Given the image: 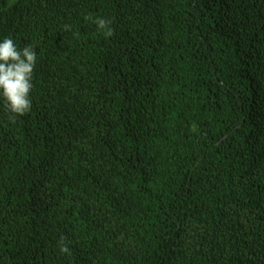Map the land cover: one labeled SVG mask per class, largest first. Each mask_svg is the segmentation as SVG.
<instances>
[{
  "label": "trees",
  "instance_id": "trees-1",
  "mask_svg": "<svg viewBox=\"0 0 264 264\" xmlns=\"http://www.w3.org/2000/svg\"><path fill=\"white\" fill-rule=\"evenodd\" d=\"M4 36L0 264H264V0H0Z\"/></svg>",
  "mask_w": 264,
  "mask_h": 264
},
{
  "label": "clouds",
  "instance_id": "clouds-1",
  "mask_svg": "<svg viewBox=\"0 0 264 264\" xmlns=\"http://www.w3.org/2000/svg\"><path fill=\"white\" fill-rule=\"evenodd\" d=\"M95 23L98 29H104L107 21L98 18ZM37 60L34 45L20 47L10 36L0 38V98L13 118L31 108Z\"/></svg>",
  "mask_w": 264,
  "mask_h": 264
}]
</instances>
